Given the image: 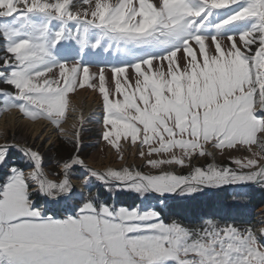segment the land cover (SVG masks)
<instances>
[{
    "label": "snow or ice",
    "instance_id": "obj_1",
    "mask_svg": "<svg viewBox=\"0 0 264 264\" xmlns=\"http://www.w3.org/2000/svg\"><path fill=\"white\" fill-rule=\"evenodd\" d=\"M0 85V113L44 122L0 142V264H264V209L231 215L264 192V0H0ZM81 90L120 167L81 155Z\"/></svg>",
    "mask_w": 264,
    "mask_h": 264
},
{
    "label": "rangeland",
    "instance_id": "obj_2",
    "mask_svg": "<svg viewBox=\"0 0 264 264\" xmlns=\"http://www.w3.org/2000/svg\"><path fill=\"white\" fill-rule=\"evenodd\" d=\"M93 70H95V69H93ZM0 87H3V85H0ZM93 113H95V115H92L91 121H89L88 123H86L84 125V128L86 130L83 132V136H82L84 149H83V152L81 155L86 159V161L89 164L91 162L95 163L101 159L108 158V156H109L108 151L110 150L105 146L104 142L100 140V133H101L102 127H101V124L97 122L100 112H91L88 115H84V114L83 115L85 116V119H88V117ZM28 128H29V126H27V124L19 123V124L15 125L14 127H9V128L4 129V130H1L0 131V142L3 141V138L5 136H7V138L9 140H11L13 137H15V139H17V140H20L23 142L25 140H27L28 143L32 144L33 143V136H35L37 134L32 135V133L30 132V130ZM71 130L72 129H68V130L66 129V131H71ZM55 135L56 136L53 140H51V143H43L42 140H36L35 145H34V146H37V145H40L43 143V147L40 148V151H42L45 154V160L49 166H54L56 159L66 157L67 154L71 151L70 145H67L63 139H61L57 136L56 133H55ZM45 138H47V137H45ZM53 143L55 144V147H52ZM110 158L112 160H114L115 162H119L115 159V156L113 153L110 155ZM217 162L218 163H227V161L224 158L220 157L219 155L217 156ZM127 163L129 165L135 164L136 166H140L142 164V162L138 158H134V160H128ZM201 163H203V161H201ZM120 166L121 165L119 164V165H115L112 167H120ZM109 167H111V166H109ZM145 171H147V169H145ZM184 171L186 172L187 169H185ZM74 180H76L80 184V181L78 179H74ZM230 191L233 192V189H231ZM223 200L225 201V203H226V201H229L230 204H232L231 198L230 199L224 198ZM220 201H221V198H218L215 201L210 200V199L204 200V202H206V203H208V202L213 203L214 202L215 204H218V205H220ZM120 202H122L126 205H134V204L140 203L138 200H134L133 198H126V197H121ZM199 203L193 204L188 209L186 215H188L189 217H195V216L205 214V212H201L202 208H201V205H199ZM225 203L223 202V204H225ZM224 206L225 205H220V207L219 206L218 207L221 209ZM210 209L212 211L219 210L218 208L214 209L213 207ZM262 209H264V203L259 205L258 207H256L253 210V212L251 213V215L249 217V221H253V222L256 221L258 219L257 214ZM208 213H211V211L208 210ZM236 217L239 218V216H236ZM239 220L244 221L241 219H239Z\"/></svg>",
    "mask_w": 264,
    "mask_h": 264
},
{
    "label": "bare ground",
    "instance_id": "obj_3",
    "mask_svg": "<svg viewBox=\"0 0 264 264\" xmlns=\"http://www.w3.org/2000/svg\"><path fill=\"white\" fill-rule=\"evenodd\" d=\"M72 102L73 104L76 105L78 109L76 115H79L80 112H82L84 115H88L91 112H100L98 98L96 94L91 92L90 90L88 91L81 90L78 95H75L72 97ZM71 115L72 114L69 113L70 117ZM14 117L16 118L14 119ZM19 123L27 124V126H29L28 129L30 130L32 135L40 133L42 131V125L44 124V122L42 121L37 122V123H30L26 120L20 119L18 118L15 112L11 114L4 113L3 116L0 118V131L6 128H9V127H14L15 125ZM73 123L74 121L71 118H69L67 122L62 125V127H64L65 130L71 129V125ZM49 136L51 137V140H53L56 136L55 132L53 131L51 127H48L47 133H46V137H49ZM108 153H109L108 158L101 159L95 163L91 162L90 165H92L93 167L99 170H103L109 166L112 167V166L119 165V164L121 165V162H115L114 160L110 158V155L112 154L111 150H109ZM128 160H134V157L129 156ZM74 183L76 184L77 188L80 187V184L76 180H74Z\"/></svg>",
    "mask_w": 264,
    "mask_h": 264
},
{
    "label": "trees",
    "instance_id": "obj_4",
    "mask_svg": "<svg viewBox=\"0 0 264 264\" xmlns=\"http://www.w3.org/2000/svg\"><path fill=\"white\" fill-rule=\"evenodd\" d=\"M232 188L230 189H227V190H222L220 192H218L215 196H211L209 198H205L203 199L202 201H200L199 205H201V212H207L208 213V210L212 212H215V211H212L210 208H218L220 209V205H229L230 202L229 201H225L223 200L224 198H231L232 197V194L233 192H231ZM249 194L248 196L246 197V200L243 202L244 206L242 207H236V208H233L232 211H231V215L233 216H239V219L241 220H244V221H249V217L251 215V213L253 212V210L258 207L259 205L263 204L264 203V192H261L259 191L258 189L256 190H248ZM218 198H221V201H220V205L218 204H215L214 202L211 204L210 202L206 203L204 202V200H216ZM223 202L225 204H223ZM227 204V205H226ZM217 205V206H216ZM219 206V207H218ZM196 214V213H195Z\"/></svg>",
    "mask_w": 264,
    "mask_h": 264
},
{
    "label": "crops",
    "instance_id": "obj_5",
    "mask_svg": "<svg viewBox=\"0 0 264 264\" xmlns=\"http://www.w3.org/2000/svg\"><path fill=\"white\" fill-rule=\"evenodd\" d=\"M93 130V129H92ZM17 140V139H16ZM17 141H19V142H23V141H20V140H17Z\"/></svg>",
    "mask_w": 264,
    "mask_h": 264
},
{
    "label": "water",
    "instance_id": "obj_6",
    "mask_svg": "<svg viewBox=\"0 0 264 264\" xmlns=\"http://www.w3.org/2000/svg\"><path fill=\"white\" fill-rule=\"evenodd\" d=\"M227 188H230V187H225L224 189H227Z\"/></svg>",
    "mask_w": 264,
    "mask_h": 264
}]
</instances>
